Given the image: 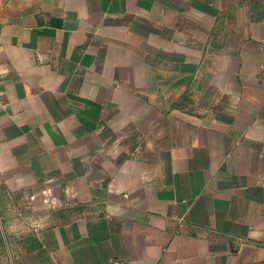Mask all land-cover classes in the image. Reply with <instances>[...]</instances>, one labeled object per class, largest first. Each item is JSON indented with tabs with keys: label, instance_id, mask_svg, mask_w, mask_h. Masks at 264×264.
<instances>
[{
	"label": "crops",
	"instance_id": "crops-1",
	"mask_svg": "<svg viewBox=\"0 0 264 264\" xmlns=\"http://www.w3.org/2000/svg\"><path fill=\"white\" fill-rule=\"evenodd\" d=\"M0 264H264V0H0Z\"/></svg>",
	"mask_w": 264,
	"mask_h": 264
}]
</instances>
